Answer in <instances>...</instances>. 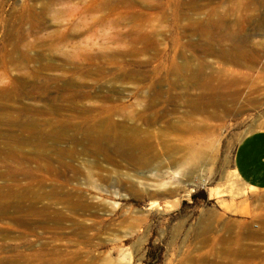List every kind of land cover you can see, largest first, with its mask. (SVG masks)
Wrapping results in <instances>:
<instances>
[{
    "label": "rangeland",
    "instance_id": "obj_1",
    "mask_svg": "<svg viewBox=\"0 0 264 264\" xmlns=\"http://www.w3.org/2000/svg\"><path fill=\"white\" fill-rule=\"evenodd\" d=\"M261 128L264 0H0V264H264V189L234 163ZM22 198L65 215L59 245L21 234L46 221Z\"/></svg>",
    "mask_w": 264,
    "mask_h": 264
},
{
    "label": "bare ground",
    "instance_id": "obj_2",
    "mask_svg": "<svg viewBox=\"0 0 264 264\" xmlns=\"http://www.w3.org/2000/svg\"><path fill=\"white\" fill-rule=\"evenodd\" d=\"M138 36H139V34H138ZM138 36H137V38H138ZM239 52V50H238V47L237 46H235V45H232V47L230 48V49H228V50H221V53H222V56L223 57H225L226 59H229V60H236L235 59V57H238V53ZM220 53V52H219ZM220 53V54H221ZM105 122V124H106V122H110V120H105L104 121ZM140 146V142L139 141H137V140H135V139H133V138H120L119 136H117V137H115V145H114V152H117V153H120V154H122V153H128L129 155H132L133 153H134V149L135 148H137V147H139ZM8 166V165H7ZM8 169V168H7ZM52 169V168H51ZM56 169V168H55ZM8 171V170H7ZM64 171V170H63ZM34 173H37V172H34ZM60 173H62V172H60ZM64 173V172H63ZM11 174H14V173H11ZM11 174H9V175H11ZM57 174H59V173H57ZM1 175V174H0ZM35 175V174H34ZM33 175V176H34ZM14 176V175H13ZM50 177V176H49ZM56 177V176H55ZM64 177H67V175L66 176H64ZM12 178V177H11ZM60 178H61V175H60ZM62 179V178H61ZM64 179V178H63ZM66 179V178H65ZM13 180V179H12ZM15 180H17V178L15 179ZM50 181V180H49ZM64 181V180H63ZM68 181V180H67ZM44 183V182H43ZM64 184V183H63ZM11 185V184H10ZM43 185V184H42ZM14 186V185H13ZM16 186V185H15ZM67 186V185H66ZM17 187H18V185H17ZM23 187V186H22ZM28 187V186H27ZM27 187L25 188L26 189V191H27ZM65 187V186H64ZM13 188V187H12ZM16 188V187H15ZM24 188V187H23ZM67 188V187H66ZM69 188V187H68ZM14 189V188H13ZM13 189H12V192H13ZM19 189H20V187H19ZM30 189V188H29ZM63 189V188H62ZM65 189V188H64ZM16 190H18V189H16ZM21 191H22V189H20ZM19 190V192L21 193V191ZM31 190H33V189H31ZM193 189H191V191H192ZM10 191H11V189H10ZM14 191H15V189H14ZM25 191V192H26ZM60 191H62V190H60ZM67 191V190H66ZM70 190L68 189V192H69ZM74 191V190H73ZM75 191H78V189L76 190V188H75ZM72 192V191H71ZM80 192V191H79ZM82 192V191H81ZM11 193V192H10ZM14 193V192H13ZM31 193V192H30ZM73 193V192H72ZM188 193H189V191H188ZM187 193V194H188ZM26 194H28V192L26 193ZM25 194V195H26ZM68 194V193H67ZM70 194V193H69ZM24 195V194H23ZM73 195V194H72ZM30 196V195H29ZM80 196V195H79ZM23 197H25L24 199L26 200L27 198V196H23ZM68 197V196H67ZM71 197H74V196H71ZM81 197H82V195H81ZM21 198V197H20ZM31 199V198H30ZM29 199V200H30ZM60 200H59V202L60 203H65V207L66 208H68L69 209V211L70 210H72L74 213H77V215H78V213H81V212H83V211H87V210H89L90 209V206H92L91 204H88L87 202H85V200L84 201H81V199H78V198H72V200H70V199H61V198H59ZM21 200H23V198L21 199ZM28 200V199H27ZM24 201V200H23ZM179 201H180V197H175L174 199H171V200H168V201H166V202H163V204H161V207H165V208H168V207H171V208H173V207H175L176 205H178L179 204ZM27 202V201H26ZM33 202H35L34 200H33ZM33 202H31V203H29V201H28V203L29 204H27L26 205V203H25V201H24V203H25V207H22L23 209H25V210H27L28 211V214H29V216H31V215H37L38 217H40V218H44V220H46V221H41L40 223H38V224H33V223H31L29 220V222L28 223H26V224H28V225H26V230H25V232H21V231H19V232H21V234L23 233H28V234H31V235H34L35 237H40L41 235H43V234H46V233H50L51 234V236L52 237H54L53 239L55 240V242H56V239L58 240V239H60L59 238V234H55V233H60V232H56V229L58 228V227H60V228H62V222H63V220L65 219V215L64 214H62V213H57L56 212V214H55V216H49V214H47L46 212H44V210L43 209H37V207H36V205H35V203H33ZM23 203V204H24ZM37 203V202H36ZM22 204V203H21ZM22 204V205H23ZM13 206H15V205H13ZM46 207V206H45ZM48 207H49V204H48ZM14 208V207H13ZM51 208V207H50ZM15 209V208H14ZM19 209V208H18ZM13 211H15V210H13ZM19 211V210H18ZM20 211H21V209H20ZM13 213V212H12ZM27 213V212H26ZM22 214H23V212H22ZM11 215V214H10ZM16 216V215H15ZM18 216V215H17ZM28 216V215H27ZM26 216V217H27ZM25 218V217H24ZM29 218V217H28ZM10 219V218H9ZM21 219V218H20ZM35 219H37L36 218V216H35ZM34 219V220H35ZM22 220L23 219H21L20 221L22 222ZM38 220V219H37ZM31 221H33V219H32V217H31ZM39 221V220H38ZM46 222V223H45ZM11 224V223H10ZM12 224H13V222H12ZM18 224V223H17ZM20 224V223H19ZM23 224V223H22ZM75 224L78 226V229L81 231V232H86V231H88V230H90L91 229V227L92 226H94L93 224H94V222L93 223H85V221H84V219H82V218H77L76 220H75ZM14 225V224H13ZM24 225V224H23ZM248 234V233H247ZM26 235V234H25ZM21 236V235H20ZM24 236V235H23ZM19 237V236H18ZM48 237V236H47ZM42 238V237H41ZM45 238H46V236H45ZM51 238V237H50ZM50 238H48V239H50ZM44 239V238H43ZM42 239V240H43ZM52 238L50 239L51 241L53 240ZM37 240H40V239H37ZM46 240V239H45ZM90 240V239H89ZM31 240H29V241H26V243H28V242H30ZM35 241V240H34ZM51 241H49V242H51ZM32 242V241H31ZM39 242V241H38ZM38 242H37V244H38ZM41 242V241H40ZM45 242V241H44ZM49 242H48V244H49ZM54 242V243H55ZM36 243V242H35ZM51 243H53V242H51ZM57 243V242H56ZM23 244V243H22ZM25 244V243H24ZM48 244H46V245H48ZM58 244V243H57ZM33 245V244H32ZM39 245H41V244H39ZM50 245V244H49ZM59 245V244H58ZM24 246V245H23ZM30 246V245H29ZM29 246H27V247H29ZM36 246V245H35ZM35 246H34V248L33 249H35ZM38 246V245H37ZM57 247V248H56ZM50 248V247H49ZM48 247L46 248H41V247H39V248H37L36 247V249H35V253L33 252V256L34 257H31V258H35L36 257V259H37V264H85V262H84V259L83 258H80L79 259V257H81L80 255H79V252H78V250L80 251L81 249H83V247L82 248H80V249H68L67 247H64V248H61V247H58V246H55V244L54 245H52V247L49 249ZM25 249H26V247H25ZM28 249H30V248H28ZM46 249H48V250H46ZM85 250V249H84ZM88 251V250H87ZM241 252H238V254L239 255H245L244 254V251L243 250H240ZM31 253H32V250H31ZM81 253V252H80ZM237 254V253H236ZM32 255V254H31ZM28 256V255H27ZM29 257V256H28ZM27 261V260H26ZM35 262V261H34ZM34 262L32 263V264H34ZM36 263V262H35ZM29 264V263H28Z\"/></svg>",
    "mask_w": 264,
    "mask_h": 264
},
{
    "label": "crops",
    "instance_id": "obj_3",
    "mask_svg": "<svg viewBox=\"0 0 264 264\" xmlns=\"http://www.w3.org/2000/svg\"><path fill=\"white\" fill-rule=\"evenodd\" d=\"M234 163L245 183L264 189V128L254 130L240 140Z\"/></svg>",
    "mask_w": 264,
    "mask_h": 264
}]
</instances>
